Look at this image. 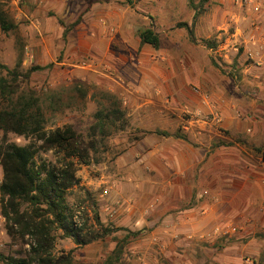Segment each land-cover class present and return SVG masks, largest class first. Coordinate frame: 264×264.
Returning a JSON list of instances; mask_svg holds the SVG:
<instances>
[{"label": "rangeland", "instance_id": "374dc122", "mask_svg": "<svg viewBox=\"0 0 264 264\" xmlns=\"http://www.w3.org/2000/svg\"><path fill=\"white\" fill-rule=\"evenodd\" d=\"M129 1L0 0V9L16 26L7 34L0 30V65L12 69L20 59L22 71L49 66L20 83L22 92L39 99L45 131L69 126L85 143L92 139L96 144L88 165L71 160L79 184L66 194L69 213L81 210L86 231L97 230L95 213L104 227L122 229L80 248L53 230L52 254L72 251L74 264H102L117 241L137 232L123 244L119 264H203L214 252L219 261L212 264L255 262L264 254L259 217L264 174L259 175L262 189L250 193L243 173H263L264 167V0L203 2L194 34L214 41L215 51L190 44L186 32L175 28L192 21L186 0ZM194 1L199 5L202 0ZM63 27H70L65 37ZM147 28L158 34V50L140 46L137 33ZM211 60L232 76L222 75ZM5 106L0 100V109ZM115 107L124 113L123 122L94 136V115ZM224 119L231 125L225 127ZM160 128L179 132L189 142L162 138L155 134ZM8 138L18 146L30 143L14 134ZM220 143L233 146L213 147ZM155 144L184 160L161 156L162 166L153 167L146 155ZM36 161L58 165L62 155L39 153ZM224 161H230L231 175ZM228 176L243 187L241 198L256 199L245 214L241 203L238 213L244 215L235 218L219 216L228 208L219 202V188L227 185ZM173 196L176 203H166ZM211 204L219 214L212 229L229 225L234 232L216 235L211 243L187 239L178 229L177 237L170 232L178 222L171 219L187 210L200 228ZM5 236L0 216V253L23 256L25 242Z\"/></svg>", "mask_w": 264, "mask_h": 264}, {"label": "trees", "instance_id": "16d2710c", "mask_svg": "<svg viewBox=\"0 0 264 264\" xmlns=\"http://www.w3.org/2000/svg\"><path fill=\"white\" fill-rule=\"evenodd\" d=\"M205 1H200L198 5L194 0H186L194 12L192 21L190 24L178 23L175 28L186 32L190 44L202 45L207 50L215 51L217 46L214 41L199 40L194 34L195 24L203 13L202 4ZM128 3L131 2L128 0ZM76 24L77 21L70 27ZM70 27H63V37ZM15 29L16 26L8 21L0 9L1 32L7 34ZM137 37L140 46H148L154 50L160 47L158 34L149 28L138 31ZM210 62L222 75L232 76L213 60ZM48 68L50 67L34 66L22 71L20 59L12 69L0 65V70L4 72V76L0 77V100L6 104L0 109V216L4 220L5 234L12 242L32 243L23 256L14 257L8 253H0V264H74L72 251L58 256L52 254L53 230L60 231L76 248L101 241L122 230L104 227L96 213V231H86L85 226L78 230L71 227V214L65 197L70 189L79 184L75 165L71 160L76 159L78 164L88 165L89 152L94 150L96 144L92 139L85 143L69 126L45 131V118L39 107V99L33 93L22 92L20 83L26 82L32 73ZM94 118L95 123L90 130L95 136L96 133L104 134L108 127L121 124L124 113L115 107L107 112L96 113ZM9 134L30 139V143L18 146L9 142ZM156 134L189 142L179 132L157 131ZM220 146L231 147L233 144L220 143L213 147ZM51 151L62 155V161L58 165L37 163L36 156L39 153ZM93 205L95 206L94 203ZM137 235V232H128L121 241H117L102 264H119L123 255V244ZM254 264H264V254Z\"/></svg>", "mask_w": 264, "mask_h": 264}, {"label": "crops", "instance_id": "0c3cea01", "mask_svg": "<svg viewBox=\"0 0 264 264\" xmlns=\"http://www.w3.org/2000/svg\"><path fill=\"white\" fill-rule=\"evenodd\" d=\"M162 60H166V57L164 56L162 58ZM226 111L224 112V115L226 116ZM223 124L225 127L230 126L231 123L227 120L224 119L223 120ZM160 131L163 132L162 128H160ZM167 132V131H164ZM156 134V133H155ZM165 138V137H162ZM164 156L166 158H169L170 160L174 159L176 160V162H181L182 160H184V157L181 156V154H178L174 151H169V154L166 153V151L160 150L159 144H155L150 150L147 151V155H146V159L147 162L149 164H151L153 167L159 168L162 166L159 157ZM186 162H189L190 164H192L190 156H188L187 158L185 157ZM183 165H177L178 168H180ZM193 166V165H192ZM187 167V166H186ZM191 167V166H190ZM222 167H225L227 170V174H230V168H232V166L230 165V161H224V164L222 165ZM263 173H260V171H254L253 169H249V171H251V173H243V175H245V181H244V187L245 189L250 190V193H252L251 191H256L257 189L261 190V185H260V177L259 175L264 174V167H262ZM249 176V178H248ZM227 185L223 188H219L220 190V195L222 196V198H219V202L221 201V206H227V210L224 211V213H222L221 215H219L218 213H216V206L214 204L209 205L206 209H204V217L201 216V219L199 220L201 225L200 228H197V225L195 226V221L196 219L194 218V216L190 213L192 210H187V211H183L181 213H179V215L177 217H173L171 220H176L178 221L177 223L174 224V226H172L173 230H170V232L172 234H174V237H177L178 235H176V233L180 234H185L184 236L187 237V239H191L194 236H196L200 241L205 240L204 242H213L214 238L216 237V235H214L213 231L214 229L213 226H211V224L216 223L215 220H213V218H215V216H220V217H226V218H235L237 215H239L240 210L239 207L241 205V203L244 202V214L246 209V205H252L253 203L250 201H255V198L251 197H247V198H241L239 196L238 193H241L242 191H240L243 187H238L233 179L231 177H227ZM249 181V182H247ZM191 198V194L190 197ZM177 199L175 196L171 197L170 199L166 200V203H176ZM248 208V207H247ZM241 209V208H240ZM240 214L241 216L244 214ZM218 214V215H217ZM248 214L252 217L251 212L248 211ZM245 215L246 217L248 216ZM244 216V220H248L251 219L249 216V218H246ZM260 220L263 222L264 224V213L263 215H259ZM218 219V217H217ZM170 220V222H171ZM173 220V221H174ZM213 220V221H212ZM219 220V219H218ZM245 220V221H246ZM169 221V220H168ZM169 223V222H168ZM178 229L175 233V230ZM165 230V229H164ZM163 230V231H164ZM166 232L168 233L169 230H166ZM174 232V233H173ZM154 233V232H152ZM6 238V236H5ZM212 238V239H211ZM213 253V252H212ZM216 253L214 252L213 254H211L210 256H206V259H204V261L202 262L203 264H212L213 262H218L219 260L216 259L215 257ZM235 258H238L237 255L233 256Z\"/></svg>", "mask_w": 264, "mask_h": 264}, {"label": "built area", "instance_id": "2783aa9c", "mask_svg": "<svg viewBox=\"0 0 264 264\" xmlns=\"http://www.w3.org/2000/svg\"><path fill=\"white\" fill-rule=\"evenodd\" d=\"M262 50H264V47L262 48ZM249 56H252V54L250 52H249ZM215 117L216 116H214V118ZM104 193H106V192H104ZM204 194H206V193H204ZM70 223H71V227L74 230H78V229H81L83 227V224L84 223H83V219H82V214H81V210L78 209V207L76 209L72 210L71 216H70ZM224 230H226V231H224ZM230 230H231V232H234L235 231V228L234 227H231L229 225L228 226L226 225V227H222V228L221 227L220 228L217 227V228H215L214 231H213V233H214V235H219V234H222V233L224 235L226 233H229ZM31 245H32V243L31 244L30 243H27V244H25L24 248L26 250H29V248H30ZM245 263L246 264H254V262L253 261H250L249 259H246L245 260Z\"/></svg>", "mask_w": 264, "mask_h": 264}]
</instances>
